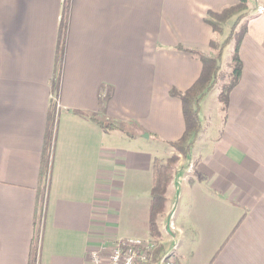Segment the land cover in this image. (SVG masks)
<instances>
[{
    "label": "crops",
    "instance_id": "1",
    "mask_svg": "<svg viewBox=\"0 0 264 264\" xmlns=\"http://www.w3.org/2000/svg\"><path fill=\"white\" fill-rule=\"evenodd\" d=\"M238 2L71 0L55 96L65 0H0V264L30 261L53 102L39 264H89L107 242L152 240L154 161L173 155L168 144L185 131L170 93L188 91L203 71L179 48L213 55L219 36L205 18ZM247 19L240 82L226 110L219 86L201 102V132L159 218L160 244L177 264H264V0L250 3Z\"/></svg>",
    "mask_w": 264,
    "mask_h": 264
},
{
    "label": "trees",
    "instance_id": "2",
    "mask_svg": "<svg viewBox=\"0 0 264 264\" xmlns=\"http://www.w3.org/2000/svg\"><path fill=\"white\" fill-rule=\"evenodd\" d=\"M70 1L65 0V7L62 16V25L59 38V47L56 56L55 75L53 79V91L58 96L61 90L62 75L65 63L67 29L70 16ZM238 4L227 7L219 13H208L205 22L212 27L219 36L211 41V51L213 55L200 51H191L179 48L188 52L201 62L203 71L199 80L186 92L172 90V98L178 99L182 104L185 131L182 138L176 142L169 143L176 154L167 159L157 158L153 165V187L151 191V204L149 212V233L152 240L157 243L158 248L154 255V264H161L162 255L165 248L160 244L162 234L159 228V218L165 213L167 205V191L174 179V171L180 156L188 157L201 132L200 105L203 99L217 86H219L218 101L222 109L226 110L230 97L234 89L238 86L242 75V61L240 58V47L248 33V14L250 3L253 0H238ZM234 22L227 38L222 41L225 34V27ZM233 48L231 62L227 65V70H223L220 61L225 50ZM57 106L53 102L49 115L48 135L41 161L40 183L43 198L39 201L37 208V233L32 245L29 264H39V254L41 252L42 234L46 222V199L45 195L49 191L52 171L54 150L57 136L58 124ZM106 130L117 129L110 123L97 121ZM180 155V156H179Z\"/></svg>",
    "mask_w": 264,
    "mask_h": 264
},
{
    "label": "built area",
    "instance_id": "3",
    "mask_svg": "<svg viewBox=\"0 0 264 264\" xmlns=\"http://www.w3.org/2000/svg\"><path fill=\"white\" fill-rule=\"evenodd\" d=\"M157 248L153 240L121 239L91 251L88 260L89 264H154Z\"/></svg>",
    "mask_w": 264,
    "mask_h": 264
},
{
    "label": "rangeland",
    "instance_id": "4",
    "mask_svg": "<svg viewBox=\"0 0 264 264\" xmlns=\"http://www.w3.org/2000/svg\"><path fill=\"white\" fill-rule=\"evenodd\" d=\"M233 21L230 23V25H229V27H228V32L231 30V28H232V26H233ZM227 32V35L225 36V38L224 39H222V41H224L226 38H227V36H228V33ZM231 52H232V48H227L226 50H225V53H224V56H223V58H222V60L220 61V65H221V67H222V69L223 70H227V65L231 62ZM215 91H216V89H215ZM221 107H222V105H221ZM223 108V107H222ZM147 135H148V133H145L144 134V138L146 139L147 138ZM172 150V149H171ZM173 152H174V154H176L175 153V151L174 150H172ZM165 153V152H164ZM164 153L163 152H161V154L162 155H164ZM172 156V155H171ZM171 156H168V154H167V156H166V159L167 158H169V157H171ZM180 156V155H179ZM183 158H185V157H183V156H180V160H179V162L181 161V160H183ZM179 162L177 163V165H176V168H177V166L179 165ZM175 168V171L174 172H176V169ZM175 174V173H174ZM175 176V175H174ZM169 254V255H168ZM168 254L167 253H164L163 255H162V258H164L165 259V262L163 263V264H177L178 262H177V257L176 256H174V255H172V253L170 254L169 252H168ZM177 262V263H176Z\"/></svg>",
    "mask_w": 264,
    "mask_h": 264
},
{
    "label": "water",
    "instance_id": "5",
    "mask_svg": "<svg viewBox=\"0 0 264 264\" xmlns=\"http://www.w3.org/2000/svg\"><path fill=\"white\" fill-rule=\"evenodd\" d=\"M147 137H149V136H147Z\"/></svg>",
    "mask_w": 264,
    "mask_h": 264
}]
</instances>
